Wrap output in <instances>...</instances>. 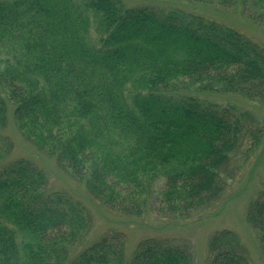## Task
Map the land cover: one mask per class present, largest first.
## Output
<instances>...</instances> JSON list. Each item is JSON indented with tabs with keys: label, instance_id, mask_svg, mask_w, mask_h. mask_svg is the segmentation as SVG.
<instances>
[{
	"label": "trees",
	"instance_id": "1",
	"mask_svg": "<svg viewBox=\"0 0 264 264\" xmlns=\"http://www.w3.org/2000/svg\"><path fill=\"white\" fill-rule=\"evenodd\" d=\"M204 1V0H199ZM221 7L239 0H207ZM264 26V0H244ZM264 104V48L233 28L124 0H0V264H192L185 247L123 233L79 248L90 219L12 159L8 116L23 139L105 208L189 219L212 208L234 175L232 156L262 129L247 111L202 99ZM264 258V191L246 211ZM206 264H251L238 236L207 242Z\"/></svg>",
	"mask_w": 264,
	"mask_h": 264
},
{
	"label": "rangeland",
	"instance_id": "2",
	"mask_svg": "<svg viewBox=\"0 0 264 264\" xmlns=\"http://www.w3.org/2000/svg\"><path fill=\"white\" fill-rule=\"evenodd\" d=\"M127 6H150L159 10H179L233 28L264 48V26L247 12V2L221 7L207 0H124ZM247 3V5H246ZM202 99L236 111L251 113L263 128L259 142L248 150L247 137L241 148L232 156L234 175L226 180L221 199L209 209L194 214L189 219H165L147 209L142 217H127L109 210L98 203L83 183L71 179L61 171L53 157L37 151L18 133L9 112L7 134L13 142L12 159L24 158L36 164L46 175L50 189L60 191L86 211L90 225L82 248L104 235L123 233L125 258H129L138 242L157 237L185 247L192 255V264H206L207 242L215 232L228 229L234 232L243 245L251 264H264L255 231L246 219L249 204L264 191V104L235 94L202 93Z\"/></svg>",
	"mask_w": 264,
	"mask_h": 264
}]
</instances>
